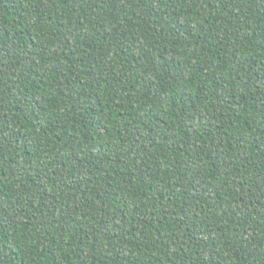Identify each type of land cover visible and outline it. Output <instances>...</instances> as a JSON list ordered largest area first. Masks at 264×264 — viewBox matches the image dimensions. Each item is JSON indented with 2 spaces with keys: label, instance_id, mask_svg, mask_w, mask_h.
<instances>
[{
  "label": "trees",
  "instance_id": "trees-1",
  "mask_svg": "<svg viewBox=\"0 0 264 264\" xmlns=\"http://www.w3.org/2000/svg\"><path fill=\"white\" fill-rule=\"evenodd\" d=\"M0 264H264V0H0Z\"/></svg>",
  "mask_w": 264,
  "mask_h": 264
}]
</instances>
